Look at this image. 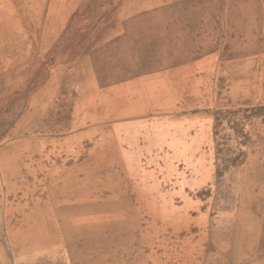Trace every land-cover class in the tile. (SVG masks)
Returning a JSON list of instances; mask_svg holds the SVG:
<instances>
[{
  "label": "rangeland",
  "instance_id": "1",
  "mask_svg": "<svg viewBox=\"0 0 264 264\" xmlns=\"http://www.w3.org/2000/svg\"><path fill=\"white\" fill-rule=\"evenodd\" d=\"M145 7L211 57L171 99L75 45ZM0 264H264V0H0Z\"/></svg>",
  "mask_w": 264,
  "mask_h": 264
},
{
  "label": "crops",
  "instance_id": "2",
  "mask_svg": "<svg viewBox=\"0 0 264 264\" xmlns=\"http://www.w3.org/2000/svg\"><path fill=\"white\" fill-rule=\"evenodd\" d=\"M183 14L145 7L144 10L116 13L115 18H108L114 22H106V18L102 21L99 17L96 27L91 30L92 38L75 45L86 52L83 60L96 63L92 66H96L94 80L97 85L126 82L119 78L125 74L157 76V83H166L163 92L158 90L159 99H171L175 94L166 90L167 87L190 82L198 67L211 60L208 54L197 48L196 42L190 44L188 36L191 32L196 35V30L185 21L188 17ZM130 81L132 84L140 82L139 79ZM97 97L100 100L111 98L105 91L95 94L94 100ZM126 97L148 99L136 92H130Z\"/></svg>",
  "mask_w": 264,
  "mask_h": 264
}]
</instances>
